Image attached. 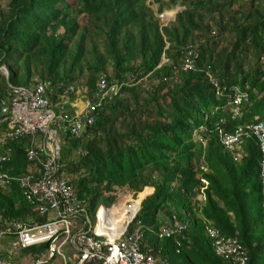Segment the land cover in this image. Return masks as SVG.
Returning a JSON list of instances; mask_svg holds the SVG:
<instances>
[{
  "label": "trees",
  "instance_id": "trees-1",
  "mask_svg": "<svg viewBox=\"0 0 264 264\" xmlns=\"http://www.w3.org/2000/svg\"><path fill=\"white\" fill-rule=\"evenodd\" d=\"M175 7L161 25L156 15ZM0 67L7 73H0V103L9 85L47 81L51 104L79 86L92 101L100 79L118 87L89 114L90 126L60 140L57 175L79 209L97 216L126 189L124 197L139 202L126 233L137 229L148 256L165 264H238L215 254L209 227L239 246L243 264H264V139L246 129L264 118V0H0ZM226 137L235 139L224 144ZM28 140L0 146L9 156L6 173L31 168ZM146 187L152 193L138 198ZM19 194L15 183L0 187V228L46 218ZM171 217L180 234L160 238ZM49 245L25 251L36 260ZM67 248L74 260L77 250ZM1 254L0 264H16Z\"/></svg>",
  "mask_w": 264,
  "mask_h": 264
},
{
  "label": "built area",
  "instance_id": "built-area-1",
  "mask_svg": "<svg viewBox=\"0 0 264 264\" xmlns=\"http://www.w3.org/2000/svg\"><path fill=\"white\" fill-rule=\"evenodd\" d=\"M166 13L158 15V19L165 20ZM168 21V20H165ZM188 63L184 65L187 66ZM4 73V71H2ZM213 88L217 89L215 82L211 81ZM117 86L107 85L100 79L96 83V91L92 101L86 100L81 111L76 113L66 112L60 104L59 111L55 113L50 105L51 89L47 81L37 83L31 88H11L7 92L5 99L0 103V144L3 137L19 138L23 136L38 137L37 143H30L26 150V158L33 164L28 170L27 175L19 179V188L27 204L37 212L39 216L47 212L54 214L50 222L22 224L21 222H10L0 228V241L5 236H14L19 248H28L39 245L43 242H50L45 259L59 255L61 243H57V232L64 235L63 241L68 239V218L76 213L69 205V188L62 182L53 180L56 171L57 139L56 133L77 136L83 129L90 126L92 117L89 116L99 108L110 95H114ZM73 92L70 87L65 93ZM241 97H236L234 103L238 104ZM233 110L232 115L235 114ZM5 125V131L2 130ZM249 132L257 134L259 140L264 139V118L246 128ZM241 134V131L238 130ZM234 138V137H232ZM226 137L224 144H228L233 139ZM235 139V138H234ZM261 145H263L261 143ZM260 177L262 186V209L264 224V145L260 149ZM5 161L0 156V164ZM7 176L0 171V187L7 184ZM84 222H88L85 212L79 216ZM95 224L98 223L96 215L93 216ZM171 223L161 229L159 237L168 238L173 234H178L181 227L171 218ZM206 234L211 238L214 252L216 255L224 257L230 256L234 262L243 264L245 261L244 253L239 246L230 239L218 238L216 233L209 227L205 228ZM137 237H127L118 240L116 243L99 242L91 239L87 233L78 232L72 238L82 251L79 262H88L92 259L101 260L102 264H165L161 258L154 260L138 252L136 247ZM105 247V251H102ZM34 264H44L42 257L37 258ZM62 264H65L64 262Z\"/></svg>",
  "mask_w": 264,
  "mask_h": 264
},
{
  "label": "bare ground",
  "instance_id": "bare-ground-1",
  "mask_svg": "<svg viewBox=\"0 0 264 264\" xmlns=\"http://www.w3.org/2000/svg\"><path fill=\"white\" fill-rule=\"evenodd\" d=\"M7 75V73H5ZM4 74V75H5ZM11 88H24V87H16V86H12V85H9V90ZM9 92V91H8ZM5 99V98H4ZM4 99H2L1 101H3ZM62 106V105H61ZM2 130L5 131V127H2ZM65 135V134H62V133H59L57 132L56 133V139H57V157H56V166H57V162L59 160V146H60V140H61V137ZM30 139V141L28 140V145H26V148H25V155H26V150L29 148V145L30 143H37L39 138L38 137H30V136H23V137H19V138H6V137H3V140H2V143L0 144V146L6 144L7 142L9 141H18L19 139ZM0 156H3L5 158V161L3 163L0 164V171L3 172L7 178H8V182L7 184H5L3 187L1 188H5L6 186H8L10 183H16L18 184V187H19V179L22 178L23 176L27 175V174H22V175H10L8 173L5 172V170H3L2 166L5 165L7 162H8V157L6 155H3V154H0ZM58 167L56 168V171L54 172V175H53V180H56V181H62L68 188H69V205L68 207H72L74 209V211H76V213L72 216H70L68 218V221H69V226H68V242L66 243L67 245H64L62 247V244L60 245L59 247V255H55L57 259H61V264L64 262L65 264H68V261L70 262H73L74 264H84V263H87V262H79V259H80V255H81V249L76 246V244H74L72 242V238L74 237V235L78 232H83V233H87V235L93 239V240H96V241H99V242H112V243H116L118 240H121V239H124V238H127V237H132V236H128L127 233H126V230H127V227L129 226V224L133 221V218H134V215L136 214H133V212H131L129 209L130 208H138V206H136L135 204H133L131 207H129L128 209L125 207V202L123 203V207H125L127 210L126 211H122V210H119L118 212H114L112 213L111 211L112 210H115V205H118V204H114L112 205L109 209H102L100 211H98L97 213V220H98V223L94 225H91L90 224V221L88 219V222H82V225H87V229L86 231L83 230V227H80V224H79V219L80 217V213L84 212L83 210L79 209L78 206L80 204L79 200L74 196V192L72 190V188L67 185V182L63 179H60L57 175V172H58ZM150 188V187H149ZM128 201V200H126ZM129 214V217L127 219L126 215ZM48 215H52V217L50 219ZM87 215V214H86ZM43 216H46L45 219H43V222H50L53 220V217H54V214L52 212H47L45 215ZM43 216H40V217H43ZM48 216V217H47ZM172 218V217H171ZM174 218V217H173ZM70 219V220H69ZM127 219V221H126ZM175 219V223H176V218ZM124 220V222H123ZM172 221L170 220V223ZM42 223V222H41ZM102 223L103 224V227H99L98 229V225ZM177 224V223H176ZM178 225V224H177ZM117 226H119V229H117ZM181 227V226H180ZM73 229V231H71ZM181 232V230H180ZM180 232L178 234H180ZM178 234H173L171 235L170 237L168 238H171L172 236L174 235H178ZM127 236V237H126ZM57 243H59V241L63 240L64 238V235L62 233H60V231L57 232ZM137 237V236H136ZM161 238H165V237H161ZM48 242V241H47ZM43 243H46V242H43ZM41 243V244H43ZM67 247H71L75 250H77V255L76 257L74 258H71V253L72 252H64L63 249L67 248ZM136 247H137V250L139 253L141 254H144L146 256H148L147 253H143L139 250V245H138V237L136 239ZM62 248V249H61ZM69 249V248H67ZM105 250V247H102V251ZM71 251V249H70ZM43 259H44V264L47 263V261L49 259H45V256H42ZM151 257V256H150ZM153 258L154 260H156L158 257H151ZM92 261H97V262H100L102 264V261L101 260H97V259H92L89 262H92Z\"/></svg>",
  "mask_w": 264,
  "mask_h": 264
},
{
  "label": "rangeland",
  "instance_id": "rangeland-1",
  "mask_svg": "<svg viewBox=\"0 0 264 264\" xmlns=\"http://www.w3.org/2000/svg\"><path fill=\"white\" fill-rule=\"evenodd\" d=\"M147 1H149V2H151V0H147ZM178 10H180V8H178V7H176V8H174V9H172V10H168L169 11V13H166V17L164 18L165 20H172V17L174 18V16H173V12H175L176 13V11H178ZM165 20H163L162 22H160L161 23V25H164L165 23H166V21ZM2 71H4V73H2ZM0 73H2L3 75L6 73V70H5V68L4 67H0ZM6 75V74H5ZM30 87V86H29ZM80 88V89H79ZM75 90H77V91H75V93L73 94V95H70V96H68V98H66L65 100H64V106H65V108H64V110L66 111L67 109H71L72 107V105H75V103H81V104H83L87 99H86V96H85V94H84V87L83 86H79V87H77V88H75ZM60 105H62V104H60ZM63 106V105H62ZM55 107H57V106H55ZM71 107V108H70ZM73 110H74V108H72ZM59 111V109H58V107L56 108V112H58ZM67 112V111H66ZM68 150H69V145L66 143L65 145H63L62 147H61V150H60V156H61V158L64 160V161H67V159H69V158H66V154L68 153ZM71 158H73V155H71ZM61 178H63V179H65L64 177H62L61 176ZM147 188V189H146ZM145 189H144V191L142 192V193H140V194H138L137 196H138V198H140V199H142V198H145L148 194H150V193H152V191H153V189L151 188H149V187H146ZM126 190H120L119 192H118V194H119V203L120 204H118V205H115V210H117V209H120L121 210V208L123 207V203H121L122 201H123V197H124V195H123V192H125ZM127 192H128V190H127ZM131 192V191H130ZM125 200H129V202L127 203V202H125L124 204H125V207L128 209L129 207H131L133 204H135V205H137L138 207H139V205L137 204V202H135L134 201V199L132 198V197H127ZM134 208V207H133ZM122 211H123V209H122ZM133 214H135L136 213V208H135V210L133 209ZM112 213H114V211H111ZM116 212H118V210L116 211ZM90 215H92V213H89ZM52 217V215H50L49 216V218H51ZM126 217H127V219H128V217H129V214H127L126 215ZM127 219H126V221H127ZM89 221H90V223L92 224V225H94V219H93V215H92V218H90L89 219ZM123 222H124V220H123ZM99 227H103V224L102 223H100L99 225H98V229H99ZM117 229H119V226H117ZM136 230L137 229H134L132 232H131V234H133V233H135L136 232ZM12 241V238H4L3 240H2V247H3V251L4 252H6L8 249H9V246L8 245H5V242L7 243V242H11ZM145 241L146 242H152L153 243V241L150 239V238H148V239H145ZM68 242V240H65V241H63V240H61V241H59V243H63L62 244V247L64 246V245H67L66 243ZM62 249V248H61ZM25 250H27V249H14V250H11V251H8L7 253H4V256L6 257V258H8L9 260H11L13 263H16V264H32L33 263V259H31V258H33L34 256L32 255V253L31 252H26ZM63 251L64 252H68V249L67 248H65V249H63ZM1 255H3V254H1ZM25 259V260H24ZM49 264H56L55 262H53V261H50L49 262Z\"/></svg>",
  "mask_w": 264,
  "mask_h": 264
},
{
  "label": "crops",
  "instance_id": "crops-1",
  "mask_svg": "<svg viewBox=\"0 0 264 264\" xmlns=\"http://www.w3.org/2000/svg\"><path fill=\"white\" fill-rule=\"evenodd\" d=\"M66 98H68V97H65V98H63V100L61 101V102H56V103H52L51 104V107H52V110L55 112V113H57L56 112V108L58 107L57 105L58 104H62L63 105V107L65 108V106H64V100L66 99ZM83 105H84V103L83 104H81V103H75V105H72L71 107L72 108H74V110L71 108V109H67L66 111L67 112H71V113H76V114H78L80 111H81V109H82V107H83ZM55 106H57V107H55ZM24 147V146H23ZM8 158H9V156H7ZM24 174H27V173H24ZM22 175V174H21ZM14 183V182H13ZM11 184V183H10ZM9 184V185H10ZM16 184V183H15ZM8 185V186H9ZM17 185V188H18V191L20 192V197L23 199V201L24 202H26L25 201V199L23 198V196H22V190L18 187V184H16ZM147 189V188H146ZM145 189V190H146ZM151 189V188H150ZM127 197H132L131 195H129V196H126V197H124V199H126ZM125 202H129V200L128 201H125ZM135 202H137V204L139 205V202L138 201H135ZM27 203V202H26ZM137 206V205H136ZM124 210V211H126L127 209L125 208V207H122L121 208V210ZM118 211L120 210V209H117ZM113 211V210H112ZM130 236H132V237H135L136 236V233H133V234H130ZM9 238V237H8ZM3 240V239H2ZM2 240L0 241V246H2ZM14 239L12 238V241L11 242H5V245H8L9 246V249L6 251V252H4L3 250V247H2V251H1V253L4 255V253H7L8 251H11V250H14V249H17V248H15V247H13V246H10L11 244H13L14 243ZM4 252V253H3ZM25 260V259H24Z\"/></svg>",
  "mask_w": 264,
  "mask_h": 264
},
{
  "label": "clouds",
  "instance_id": "clouds-1",
  "mask_svg": "<svg viewBox=\"0 0 264 264\" xmlns=\"http://www.w3.org/2000/svg\"><path fill=\"white\" fill-rule=\"evenodd\" d=\"M176 8V7H175ZM174 9V8H173ZM170 10H172V9H170ZM163 12H165V13H169V11L168 10H162L160 13H158L157 15H156V17H157V19H158V15L159 14H161V13H163ZM174 14H175V12H173V16H174ZM172 20H173V17H172ZM172 20H170V21H172ZM158 21L160 22V20L158 19ZM169 21V20H168ZM162 22V21H161ZM167 22V21H166ZM161 24V23H160ZM77 91V90H76ZM75 93V92H74ZM50 105H51V98H50ZM52 108V107H51ZM126 190V189H125ZM125 192H127V190L125 191ZM124 193V192H123ZM119 201V200H118ZM115 202L116 204H118L119 202ZM126 200L124 199V197H123V201L121 202V203H124ZM120 204V203H119ZM87 218L88 219H90V218H92V215H90V214H87ZM81 219V218H80ZM82 220V219H81ZM37 224H39V223H37ZM13 238L15 241H14V243L13 244H11L10 246H13V247H15V248H17V249H22V248H19L18 246H17V244H16V238L14 237V236H5V237H3L2 239H4V238ZM1 239V240H2ZM37 245H34V246H31V247H28V248H23V249H30V248H33V247H36ZM0 253H1V251H0ZM163 260V259H162ZM34 261L35 260H33V263L32 264H34Z\"/></svg>",
  "mask_w": 264,
  "mask_h": 264
}]
</instances>
